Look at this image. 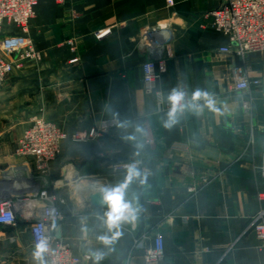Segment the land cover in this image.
<instances>
[{"label":"crops","instance_id":"crops-1","mask_svg":"<svg viewBox=\"0 0 264 264\" xmlns=\"http://www.w3.org/2000/svg\"><path fill=\"white\" fill-rule=\"evenodd\" d=\"M169 1L39 0L28 32L34 56L20 59L0 89V201L23 197L33 179L34 187L60 183L61 239L90 256L87 264H126L140 234L148 247L163 236L160 264H264L252 227L264 209V52L246 59L220 52L228 39L210 12L224 0ZM19 34L6 23L0 41ZM0 56L9 59L1 49ZM151 60L164 61L167 72L149 92L143 64ZM235 74L261 84L236 90ZM174 93L184 102L175 112ZM34 117L68 136L47 173L17 153ZM104 124L113 126L71 139ZM138 160L124 197L134 218L109 230L105 213L83 200L124 184L130 169L115 165ZM26 246L36 250L28 223L0 226V255L19 254L0 264H38ZM129 264H145L143 253Z\"/></svg>","mask_w":264,"mask_h":264},{"label":"built area","instance_id":"built-area-1","mask_svg":"<svg viewBox=\"0 0 264 264\" xmlns=\"http://www.w3.org/2000/svg\"><path fill=\"white\" fill-rule=\"evenodd\" d=\"M169 5H173L170 0ZM39 0H0V28L4 24L17 27L21 34L7 36L0 41V49L9 59L0 56V88L6 79L19 66V60L34 56V46L28 35L30 21L35 17ZM213 27L228 39V45L221 47L223 54H235L246 59L250 53L264 52V0H224L223 5L210 12ZM76 61V60H74ZM167 72L164 61L151 60L143 64V81L147 91L155 90L157 82ZM236 90L250 91L259 86V80H250L248 76L234 75ZM172 107H174L171 101ZM183 99L175 109L182 110ZM113 124L92 129L89 135L74 134L71 139L83 142L106 131ZM67 134L55 122L34 117L29 128L18 143L17 153L22 158H33L36 168L42 173L49 171V166L60 155L61 144ZM141 162H122L115 165V170L138 169ZM264 176V160L261 166ZM205 184L207 183L204 180ZM60 183L47 185L40 183L35 191H29L23 197L9 196L0 201V226L17 228L20 223L30 225L32 245L45 240L47 250L43 253L46 264H87L91 257H78L71 247L55 236L56 228L66 217L61 209L64 203L58 195ZM262 199L264 196H260ZM252 227L264 247V209L252 220ZM142 252L145 264H160L165 256V240L161 234L153 238V245L148 247L147 236L137 235L126 254L129 264L135 253Z\"/></svg>","mask_w":264,"mask_h":264},{"label":"clouds","instance_id":"clouds-1","mask_svg":"<svg viewBox=\"0 0 264 264\" xmlns=\"http://www.w3.org/2000/svg\"><path fill=\"white\" fill-rule=\"evenodd\" d=\"M200 93L197 92L194 94V99H198L200 97ZM183 99L182 93H174L170 100L172 101L174 107L173 112H175V107L180 104ZM139 175L134 169L129 170V175L127 180L124 184L119 185L115 188L110 189H102V194L104 201L108 203L110 210L105 214L107 219L105 221L106 225L108 226L109 230L113 228H117L119 223L124 220H129L134 218V209L132 208L131 204L126 202L125 197V189L133 179V177ZM116 235H119L117 232ZM100 239L108 244L111 241L106 236L100 237ZM47 250V243L45 240H41L36 245V250L33 253L34 258L38 262V264H45L43 260V253ZM101 256H96V259H101Z\"/></svg>","mask_w":264,"mask_h":264},{"label":"water","instance_id":"water-1","mask_svg":"<svg viewBox=\"0 0 264 264\" xmlns=\"http://www.w3.org/2000/svg\"><path fill=\"white\" fill-rule=\"evenodd\" d=\"M84 205L90 209H95L102 213H107L110 208L107 202L104 201L103 194L101 191H93L89 193L83 200ZM55 236L57 239H61V228L57 227Z\"/></svg>","mask_w":264,"mask_h":264},{"label":"rangeland","instance_id":"rangeland-1","mask_svg":"<svg viewBox=\"0 0 264 264\" xmlns=\"http://www.w3.org/2000/svg\"><path fill=\"white\" fill-rule=\"evenodd\" d=\"M169 4V3H168ZM21 32V31H20ZM20 35V34H19ZM15 36H17V35H15ZM19 67V66H18ZM17 67V68H18ZM7 80V79H6ZM5 83V82H4ZM4 85V84H3ZM3 87V86H2ZM1 87V88H2ZM0 88V89H1ZM90 133V132H89ZM138 162H141V167H142V161L141 160H138ZM40 173H41V171H39ZM38 172V173H39ZM10 228H13V227H10ZM15 229V228H14ZM26 248H27V255H28V259L30 258V259H33V260H36L35 258H34V256H33V253L35 252V251H31L30 249H29V246H26ZM28 250H30V251H28ZM1 254V253H0ZM23 254H25V253H23ZM17 255H19L17 252H15V251H8L7 252V255H4V256H1L0 255V260L1 259H8V260H19V258L17 257ZM45 257V256H44Z\"/></svg>","mask_w":264,"mask_h":264},{"label":"bare ground","instance_id":"bare-ground-1","mask_svg":"<svg viewBox=\"0 0 264 264\" xmlns=\"http://www.w3.org/2000/svg\"><path fill=\"white\" fill-rule=\"evenodd\" d=\"M34 182H35V180L33 179V180H32V183H30V186H29V187H30V189H29L30 191H35V190L37 189V187L39 186V185H35V187H34V186H33ZM32 186H33V187H32Z\"/></svg>","mask_w":264,"mask_h":264}]
</instances>
